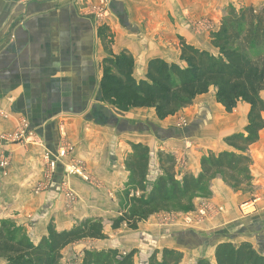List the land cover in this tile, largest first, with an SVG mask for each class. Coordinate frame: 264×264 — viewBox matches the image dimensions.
<instances>
[{"label": "crops", "instance_id": "1", "mask_svg": "<svg viewBox=\"0 0 264 264\" xmlns=\"http://www.w3.org/2000/svg\"><path fill=\"white\" fill-rule=\"evenodd\" d=\"M221 1L0 0V137L26 120L41 141L39 145L10 146L0 142L9 160V167L0 172V223L10 220L30 226L33 231L28 236L35 244L50 220L61 231L86 219L99 220L110 237L105 222L117 219L130 199L141 195L127 186L129 172L124 162L131 153L130 144L149 149L147 179L151 182L161 175L160 151L175 157L177 180L185 173L197 176L208 152L233 151L223 139L243 133L245 120L232 124L229 114L221 116L218 121L224 124L226 135L213 145H201V140L190 139L201 118L183 129L174 128L176 117L159 125L155 113L146 109L120 112L103 103L99 86L106 56L99 36L101 26L111 36L112 55L129 52L134 67L140 69L133 76L143 80L150 60L178 62L180 39L207 50V31L202 28H207ZM252 3L260 7L264 0ZM89 5L105 10L102 21L89 11ZM197 108L202 109V117L211 111L210 120H217L205 104ZM60 147L68 149L66 161L82 165L89 182L66 176L63 162L53 175L49 173L45 154L55 155ZM246 154L253 162L250 189L235 193L220 182L213 185L216 197L209 199L203 235L180 229L184 212L161 211L162 215H153L133 232L141 250L174 249L184 253V258L194 255L213 264L217 244L248 242L264 255V130ZM69 192L72 198L66 197ZM200 202L195 199L194 206ZM219 207L223 213H216ZM185 236L195 238L188 245L182 242L187 241Z\"/></svg>", "mask_w": 264, "mask_h": 264}, {"label": "trees", "instance_id": "2", "mask_svg": "<svg viewBox=\"0 0 264 264\" xmlns=\"http://www.w3.org/2000/svg\"><path fill=\"white\" fill-rule=\"evenodd\" d=\"M218 34L223 36L218 56L180 39L178 62L150 60L145 78L136 80L131 54L123 50L113 56L110 50L111 36L105 29L99 30L106 54L102 60L99 84L101 101L118 111L151 107L158 119H164L190 107L195 96L205 92L209 86L216 88V100L227 114L234 111L238 100L249 106L244 132L223 139L224 144L233 151L207 154L200 161L201 171L197 176L185 173L181 180H177L175 157L160 151L157 158L161 175L151 182L147 179L149 149L142 144H130L131 153L124 162L129 172L127 186L129 191L141 193L138 198L132 197L128 205L133 218L135 214H139L137 217L142 220L151 213L187 211L195 197L209 195L205 190L217 174L231 180L239 178V185L251 186L252 160L246 152L257 143L260 132L264 130V102L260 97L264 91V56L255 58L249 51L264 47V5L257 11L253 7L232 11L221 20ZM233 188L234 191L240 190L236 185ZM118 220L114 219L113 230L119 227ZM4 222L0 223V260L6 264H59L62 251L73 242L107 239L101 221L95 219L77 222L69 230L63 231H57L50 222L47 234L36 244L21 234L13 236ZM134 254V250L123 255L112 248L85 250L80 264H134ZM213 258V264H264V255L248 242L238 245L219 243L215 246ZM182 259L181 252L163 249L153 252L148 264H183ZM196 264L211 263L200 259Z\"/></svg>", "mask_w": 264, "mask_h": 264}, {"label": "rangeland", "instance_id": "3", "mask_svg": "<svg viewBox=\"0 0 264 264\" xmlns=\"http://www.w3.org/2000/svg\"><path fill=\"white\" fill-rule=\"evenodd\" d=\"M252 2H253V0H226V1L222 0L221 1L219 6H217V8H215L216 14H214V12H213L212 20L208 21V23L206 24L207 28L206 27L202 28V29H206V31H207V36H205V47L207 49L206 51H208L210 54L215 55V56L219 55V53L221 51L220 50V47H221L220 42L222 41L220 39L223 37V36L218 34V31H219V28L221 25V20L223 18L227 17L228 15H230L232 11L239 12L240 9H245L248 7H253L257 11L259 8H261L263 6V5H261L260 7L259 6L256 7V6H254V4ZM102 6H103V4H100L101 8H103ZM88 7H91V5H89ZM196 26H198V27L203 26V23L202 22L201 23L196 22ZM101 29H105V28L101 26ZM234 46H235V44H234ZM249 54L255 58L258 55L264 56V47L260 48L258 50H251V51H249ZM168 56L171 57L172 53H169ZM170 57H169V60H170ZM134 71L138 72V71H140V69L137 67H133V73H134ZM260 97H261V100L264 102V91H262L260 93ZM198 104H200V105L205 104L206 107L208 108V110H212L213 115H214V113L217 115V120H216L217 122L210 120L211 119V111L202 117L200 114L202 109L197 108ZM135 109H146L148 113H152V112L155 113L154 109L151 107L135 108ZM248 109H249V106L246 103H244L241 100H238L236 108L234 109V111L232 113L229 114V117H231V119H232V124H239L243 120H245L247 122ZM226 114L227 113L225 112L224 108L216 100V88L214 86H209L205 92L200 93V94L195 96L193 103H192V107L190 109L179 110L178 112H176L173 115H170L168 117H165L164 119H158L156 114H155V116H156V119L159 121V123H158L159 125H161V123L164 122L165 119H167V118L176 117V121L174 122V128H177V129H183V127L186 128L192 123L193 120L194 121L196 119L200 120V118H201L202 119L201 125L197 127L194 134H192V136H190V139L191 140H201L200 141L201 145H206V144L207 145H213L214 141H216L218 138H222L224 135H226L227 130H226V128H224V124L221 121H218L221 116H225ZM213 131H216V133H213ZM11 132H13V131H11ZM11 132H8V133H11ZM8 133H5V134H8ZM196 143H199V142H196ZM189 145L191 147L190 143H189ZM209 153L210 152H208V154ZM214 154H216V153H214ZM57 165H58V163L55 166L54 172L56 171ZM53 173H52V175H53ZM85 173L88 177V180L84 181L81 178L80 179L84 182H89L90 176L86 171H85ZM250 173H251V167H250ZM65 175L68 176L66 174V170H65ZM69 177H77V176H69ZM77 178H79V177H77ZM217 182H220L222 184V186H224L225 188H229L233 191H234L233 187L236 185V187L237 188L239 187L240 190L234 191L235 193H238V192L245 193L250 189V188H247V186L245 184L239 185L240 184L239 178H236L235 180L234 179L231 180L229 177H226V176H222L219 174L215 175L211 179L209 185H207V190H205V191H207V193L209 195H202V196L195 197L192 200L191 204L188 203L189 206L187 207V211H185V210L182 211V213L184 212L186 214L185 217L182 219V222L180 223L181 224L180 229L182 231L183 230H185V231L191 230L192 232L199 231L198 234L203 235L202 234V233H204L203 229L205 228L204 227V223H205L204 220L207 219V217H209V214H210V212H209L210 211L209 205H211L210 201H211V199L216 197L215 192L217 191V189H215L213 185L216 186V184H218ZM213 189H214V191H213ZM204 194H206V192ZM195 199L201 201L197 207L194 206V200ZM209 199H210V201H209ZM217 199L220 201V197H217ZM201 209H207L208 212H206L205 216L199 215V211ZM219 209H221L220 212H218ZM130 210H131L130 206H128V204H127L125 206V208L122 210L123 213H121V215L117 218V219H119L118 220L119 227L116 230L112 229V223L114 220L105 222L104 225H105V228H107V233L109 235H111L110 237H107L106 240H102V241L83 239V240H78L76 242H73L72 244H70L68 247H66L62 251V259L59 262V264H80L82 257H83V252L85 250L98 251V250H106V249L112 248V249H117L121 254L124 255V254L132 251L130 245L138 246V249H134V251H135V254L133 257L134 264H148L149 258L153 252H155V251L160 252L166 248H161L159 250H155L153 248L147 249L145 247H142V250H141L139 243H136V241H137L136 239L138 238V236L133 237V235H134L133 232H136L137 230L139 231V229H141L139 225L144 223V222H147V220L150 217H152L155 214H161L163 212H158V213H154V214L151 213L152 215L151 214L146 215V216H144V218H142V220H139V218H138L139 214L134 215L136 218L135 219L131 215ZM216 213H223V209L219 207L217 209ZM50 222L53 224V220H50L48 222V224ZM4 223H6V225L11 229L13 236H17V235L21 234V235L29 238L28 240L31 243H33V241L28 236V234L29 233L31 234V231H33V228L30 229V226L25 228V227L21 226L20 224L15 223L14 221H10V220L5 221ZM48 224H47V226H48ZM159 224L162 225L161 223H159ZM177 226L179 227V225H177ZM54 227H55V225H54ZM102 228L104 231L105 229H104L103 225H102ZM55 229L57 230L56 227H55ZM57 231H61V230H57ZM146 232L148 233L149 230ZM104 233H105V231H104ZM46 234H47V227H46V231H45L44 235H46ZM159 235H160V233H159ZM164 235L165 234L163 233L160 236H164ZM185 238L187 239V241L183 240L182 242L189 245L191 243V241L189 242V240L193 239L195 237L189 238L188 236H185ZM198 240H199V238H197L196 242H200ZM33 244H35V243H33ZM183 246H186V245H183ZM182 255H183L182 261L185 264H196L197 261L200 260L198 257L196 258V256H194V255L191 257L186 256L185 258H184V253H182ZM158 258H159V255H158ZM0 264H6V262L4 260H1Z\"/></svg>", "mask_w": 264, "mask_h": 264}, {"label": "built area", "instance_id": "4", "mask_svg": "<svg viewBox=\"0 0 264 264\" xmlns=\"http://www.w3.org/2000/svg\"><path fill=\"white\" fill-rule=\"evenodd\" d=\"M90 12H93L97 19L100 21L104 18L105 10H99L96 6L90 7ZM3 118H6V115H2ZM4 143V146H10L14 144H35L39 145L41 143L40 139L36 136V134L29 130V125L26 120L21 121L18 128L13 132L8 134H3L0 137V142ZM4 146L0 147V172L3 173L9 167V160L5 155ZM68 156V149L66 147H60L59 150L55 153V155L45 154L44 159L47 162L48 171L50 174L54 172L55 166L57 163L63 162L64 168L66 170V174L68 176H77L84 181L88 180V177L84 171V168L80 163H76L75 161H66ZM67 198H72L71 193H67ZM219 209L218 212H220ZM207 209H201L199 211V215L205 216Z\"/></svg>", "mask_w": 264, "mask_h": 264}, {"label": "bare ground", "instance_id": "5", "mask_svg": "<svg viewBox=\"0 0 264 264\" xmlns=\"http://www.w3.org/2000/svg\"><path fill=\"white\" fill-rule=\"evenodd\" d=\"M133 195V194H132Z\"/></svg>", "mask_w": 264, "mask_h": 264}]
</instances>
